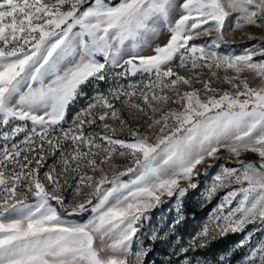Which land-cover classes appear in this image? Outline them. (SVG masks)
<instances>
[{"label": "snow or ice", "instance_id": "snow-or-ice-1", "mask_svg": "<svg viewBox=\"0 0 264 264\" xmlns=\"http://www.w3.org/2000/svg\"><path fill=\"white\" fill-rule=\"evenodd\" d=\"M249 28L264 30V0H0V264H145L152 245L140 235L165 198L176 218L149 238L174 234L179 264H211L191 253L264 228V36ZM237 31L249 46L221 51ZM115 68L152 79L100 91ZM89 86L95 95L65 128ZM218 164L204 198L229 190L185 246L184 198ZM252 235L216 264L246 245L237 264H264Z\"/></svg>", "mask_w": 264, "mask_h": 264}, {"label": "rangeland", "instance_id": "rangeland-1", "mask_svg": "<svg viewBox=\"0 0 264 264\" xmlns=\"http://www.w3.org/2000/svg\"><path fill=\"white\" fill-rule=\"evenodd\" d=\"M247 31L252 32L257 36H264V30L256 29V28H249ZM168 36L165 32L163 35L155 38V43L163 44L166 42ZM232 37H229L231 39ZM208 39L210 42V38ZM236 43L232 45L225 46L221 51H232V52H240L244 47L249 46L251 42H247V38L242 36V33L237 31L235 33ZM155 44H153V47ZM145 55L152 54L151 49L146 48L144 51ZM126 58V57H125ZM121 71L120 68H115L109 73V80L108 83L101 82L99 85V90L107 93V90L110 86H116L117 84L123 85L127 87L128 84H140V83H148L152 77H148L146 75L137 74L135 77H115V73ZM176 71L181 72V74H186L183 69L176 68ZM206 72V70H205ZM244 76H247L249 79V83L251 86H259L260 79L255 78L251 73H244ZM215 86L223 87V88H230L229 85H220L217 83ZM199 87V85H197ZM87 95L85 97H81L78 101L70 106L69 116L67 122L64 124V127L67 128L71 124V118L78 112L81 108L86 107L87 103L89 102L90 98L95 95V90L93 87L89 86L85 89ZM142 103V102H141ZM118 107H123L122 115L125 120L129 122V124L135 126L141 123L140 120L133 119L132 116L129 114L130 109L127 106H122L119 101L116 102ZM97 131H102L101 129H96ZM119 135H123V133H118ZM245 159L255 160L257 159L253 154H248L244 157ZM119 163L122 166L127 165V158H121ZM220 164H224L227 167H238V165L234 164L232 161L224 160L220 161ZM122 170V169H121ZM219 170V164L215 166L207 176L203 173L199 177V186L197 189L192 190L188 193L186 198L183 201V208L182 214L184 216V220L181 222L180 225L176 226V232L178 233L181 243L187 246L189 240L192 239L200 230L201 228L207 224L210 220V217L214 214L217 206L221 203L222 197L224 196L225 192L229 189L221 190L216 194V196L211 200H205V192L208 185L211 183V177L215 173V171ZM128 179V177L126 178ZM70 198V194H69ZM167 200L166 203L161 205L160 207L154 209L151 213V220L145 223V227L142 229V233L146 235H140V239L143 241L145 246L152 245V252L149 254L148 257L145 259V264H155V260L159 259L161 264H179L180 259L182 257H178L172 254L173 245L175 243L176 236L174 234H169L166 240H157L153 242L150 240L151 229L155 228L157 230V234L159 236H164L165 233L169 232V227L173 224L177 212H176V200L175 198H165ZM235 206V202L233 203V207ZM91 215V213H90ZM89 215V216H90ZM88 216V217H89ZM88 217L85 219L87 220ZM84 220V221H85ZM80 221V222H84ZM78 222V221H76ZM252 232V239L250 241L251 245L257 244L260 240H264V228L256 229L253 225H249L244 233H241L232 243L227 244L224 249H217L214 250L212 247L206 249H198L192 255L205 259L211 264H216V261L221 255L229 252L235 245L248 233ZM231 234V233H230ZM139 235V234H138ZM134 250L136 245L134 244ZM250 250L249 246L246 245L243 248L236 249L233 252L231 257L232 264H237V261L242 260L244 256Z\"/></svg>", "mask_w": 264, "mask_h": 264}, {"label": "trees", "instance_id": "trees-1", "mask_svg": "<svg viewBox=\"0 0 264 264\" xmlns=\"http://www.w3.org/2000/svg\"><path fill=\"white\" fill-rule=\"evenodd\" d=\"M115 2V0H114ZM21 139L23 138V134H21ZM49 163H51V161H49ZM127 177H123V179H126ZM29 202H34V198L32 197H29ZM54 203V202H53ZM90 215V213H86L82 216H76V217H73L72 219L75 220V221H84L88 216ZM241 233H237V234H228L226 237H223V238H220L218 239L217 241H214L211 246H213L212 248L214 250H217V249H224L227 244L229 243H232L238 236H240ZM209 248V247H208ZM155 264H161L159 259H156L155 260Z\"/></svg>", "mask_w": 264, "mask_h": 264}]
</instances>
